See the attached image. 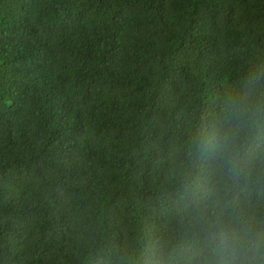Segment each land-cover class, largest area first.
<instances>
[{
    "label": "trees",
    "instance_id": "16d2710c",
    "mask_svg": "<svg viewBox=\"0 0 264 264\" xmlns=\"http://www.w3.org/2000/svg\"><path fill=\"white\" fill-rule=\"evenodd\" d=\"M233 230L264 244V0H0V264H200Z\"/></svg>",
    "mask_w": 264,
    "mask_h": 264
},
{
    "label": "clouds",
    "instance_id": "9594fccd",
    "mask_svg": "<svg viewBox=\"0 0 264 264\" xmlns=\"http://www.w3.org/2000/svg\"><path fill=\"white\" fill-rule=\"evenodd\" d=\"M246 236L244 230L221 232L213 257H204L200 264H259L264 259V244L257 248L256 253L249 254Z\"/></svg>",
    "mask_w": 264,
    "mask_h": 264
}]
</instances>
